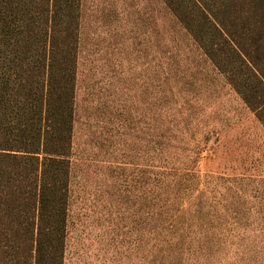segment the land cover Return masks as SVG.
<instances>
[{"label":"rangeland","instance_id":"obj_1","mask_svg":"<svg viewBox=\"0 0 264 264\" xmlns=\"http://www.w3.org/2000/svg\"><path fill=\"white\" fill-rule=\"evenodd\" d=\"M171 1H82L65 264H264V126ZM207 8L264 38L253 0Z\"/></svg>","mask_w":264,"mask_h":264},{"label":"trees","instance_id":"obj_2","mask_svg":"<svg viewBox=\"0 0 264 264\" xmlns=\"http://www.w3.org/2000/svg\"><path fill=\"white\" fill-rule=\"evenodd\" d=\"M82 1L0 0V264H65ZM185 1L176 17L264 126L262 34L242 44L211 0Z\"/></svg>","mask_w":264,"mask_h":264}]
</instances>
